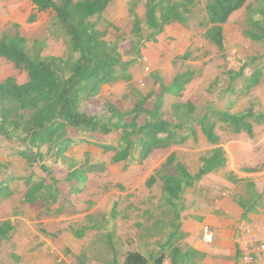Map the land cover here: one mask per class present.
<instances>
[{
	"label": "trees",
	"instance_id": "1",
	"mask_svg": "<svg viewBox=\"0 0 264 264\" xmlns=\"http://www.w3.org/2000/svg\"><path fill=\"white\" fill-rule=\"evenodd\" d=\"M114 0H33L34 9L28 19L35 22L43 12H49L66 29L71 38L74 56L64 59L58 56L44 57L41 50L32 55L29 42L19 24L7 27L0 37V57L6 58L17 68L28 74V80L19 83L14 76L0 80V137L15 141L21 149L18 155L27 160L31 168L38 165L45 176L38 177L36 171L23 179L27 190L24 203L44 201L47 208L65 200L63 187L69 183L68 195L82 193L89 181V174L107 171L106 161L92 162L90 154L85 162L69 161L68 151L73 143L90 141L97 134L108 135L121 132L117 144H105V152H113L112 162L137 159L144 162L159 149L183 144L190 137H197L196 125H200L211 144H219V123L228 124L231 132H247L254 135V124L264 122V112L250 108L240 114H232L234 96L247 95L261 83L264 55L240 58L236 65L224 71L227 87L221 90L223 97H233L226 109L216 102L203 109L192 102L175 104L178 114L174 121L167 118L164 109L165 94L182 96L186 86L194 80V68L179 72L172 83L162 84L161 91L142 94L132 108L123 110L114 102H102L104 113H89L86 103L98 97L104 84L132 79L130 67L138 61L153 63L169 54V47L177 40L176 33L186 27L195 15V0H133L129 5L131 29L114 22L106 28L98 27L94 17L104 14ZM247 0H209L205 6L206 16L200 24L206 27V37L225 53L227 44L224 27L231 15L241 9ZM145 8L144 16L138 13L139 6ZM264 14V10H259ZM251 28L245 37L253 41H264V27L259 19L250 17ZM235 56V57H236ZM249 70L250 74H247ZM220 77L212 85L221 84ZM157 95L156 101L150 103ZM205 110V111H204ZM201 111V112H200ZM70 129L82 132L81 137L70 133ZM50 145L48 156L56 163L69 161L65 178L57 177L53 168L46 164L47 155L41 148ZM174 155L168 164L174 163ZM202 166L192 174L184 163H178L176 175L166 174L163 179L159 208L170 213L164 228L165 237L156 244L158 249L143 256L131 253L126 264H197L203 254L187 241L183 229L184 212L188 206L184 201L186 191L203 176L224 167L227 156L222 146L216 147L210 156L202 159ZM6 164L0 161V177ZM154 179L151 178L149 185ZM13 193L9 182L0 179V196ZM60 212L63 209H59ZM110 216H118L117 205ZM15 224L11 220L0 222V254L3 242L10 239ZM103 224L94 214L88 223L73 228L77 238H83L89 230H99ZM152 246V244H147ZM115 261V259H114Z\"/></svg>",
	"mask_w": 264,
	"mask_h": 264
},
{
	"label": "rangeland",
	"instance_id": "2",
	"mask_svg": "<svg viewBox=\"0 0 264 264\" xmlns=\"http://www.w3.org/2000/svg\"><path fill=\"white\" fill-rule=\"evenodd\" d=\"M57 1L61 2V0ZM74 1L76 3L81 0ZM208 1L195 0L194 18L184 27L179 34L178 40L169 48V54L154 63L146 62L143 68L145 72L135 78L134 82L127 87L125 94L118 95L114 101L95 98L96 100L93 99L91 102L86 103L84 109L89 113L102 114L105 111L102 102L107 101L117 103L123 110L129 109L142 94H147L151 91L159 93L162 84H171L178 72L191 67L198 74L186 86L182 96L167 98L165 109L169 113L168 117L178 113L173 107L175 103H187L189 100L202 106L208 100L217 97V103L225 105L227 99H220V90L226 85L225 69L236 65L238 61V59H235L236 52L238 55L245 57L246 55H254L252 54L254 51L258 55L264 50V42H262L263 44H256L253 40L245 37L244 34L246 30L252 27L249 23L250 17L259 19L264 27V14L259 12V10H264V0H247L241 9L232 14L229 21L225 24L224 34L227 44L225 53L219 51L214 42L206 37L207 28L200 24L201 19L206 16L205 6ZM129 5V0H116L110 4L103 15L98 18L94 17L93 20L97 21L98 27L102 29L106 28L109 22H114L129 30L132 26L129 16ZM31 6L32 0H12V9L17 11L14 15L17 16V13L19 15L21 13L24 14L20 18L22 25L19 30L29 42L30 53L34 55L36 51L41 50V54L44 57L72 58L74 54L71 38L66 29L49 12H44L34 23L27 22L25 14L27 13L28 15ZM138 13L140 16H144L145 8L143 4L139 6ZM13 25L14 23L9 21L4 30L7 27H13ZM1 35L2 33H0V37ZM174 59H177L175 64L173 63ZM145 66L150 67V72L145 70ZM248 73H250L249 70L247 71ZM9 76H14L19 83H24L28 80L26 71L17 68L6 58L0 57V80H4ZM217 77H220L222 82L212 88ZM70 133L76 137L83 135L82 132L75 129H70ZM229 136L230 134H225L226 138ZM94 139L95 141L93 142L97 141L99 143L97 144L98 146L105 141V138L100 136ZM3 142L4 144H13L9 141L6 142V140H3ZM95 147L94 145L91 146L100 154L94 155V157L92 155L94 162L98 160L108 161V159L111 161L112 152H103ZM3 149L5 147L2 146L0 141V150ZM86 149L87 145L78 143L72 153L79 156L80 160L84 162ZM192 149H200V153L193 154ZM192 149L185 151L181 160L189 162L190 167L196 170L202 158L207 156L211 150L208 147H204L203 144H197ZM44 151H46V148H44ZM164 155L165 153L160 156L156 154L144 164L131 163V167L129 166L128 168L119 169L115 168L116 166L109 165L105 173L92 175L87 190L77 198L83 203V206L77 204V209L81 213H78L77 215L80 217L76 218L80 220H68L67 223H70L71 226L69 225L67 229L74 234L71 227H80L88 222L86 215L89 212V214H94L102 222L103 228L88 231L82 239H76L73 235L74 243L68 246L63 243L62 232L55 226L50 227L47 222L48 219H54L58 216L56 215L58 206L54 205L52 208L47 209L43 206V201L41 200L34 205H22V201L20 203L18 199H0V222L5 220L15 222V232L12 233L10 241L4 244L0 256V264H126L127 256L131 253L135 252L146 256L147 253L156 251L158 249L156 244L165 237L164 228L171 214L164 213L159 208L161 199V197H158L160 187L159 185L148 187L146 181L149 175L146 173L147 171H152L154 168L151 170L150 167L155 165H157V168L153 171H156L155 175L157 178L162 173L175 172L174 167L164 166L160 163V159ZM46 164L53 168L54 171H60L62 177L66 176L67 165L56 163L54 159L51 160L50 156L47 157ZM28 171H36L38 177L45 175L38 165L28 169ZM217 180L219 181L218 178ZM220 183L216 184L217 187L215 188L219 192L223 190L222 188H227L223 181H220ZM12 187L15 188V185H12ZM65 189L68 190L69 186ZM194 197L196 196L190 197V199L188 197L184 198L191 208L195 205L190 202L195 199ZM63 203L67 214L62 216L72 217L74 215V212H72L73 207L66 202ZM115 204L117 205L118 216L116 219H112L110 214ZM21 218L31 223L27 224ZM49 228L52 229L51 232ZM23 230L30 231L33 240L17 239L15 237L18 231ZM187 236L190 244L202 240L199 230ZM26 238L30 237L26 235ZM149 243L152 244L151 247L147 245ZM52 246L56 247L67 260L64 259L59 262L58 251L52 252ZM209 259L211 263H209ZM216 260L217 257L213 253H206L197 264H214ZM225 260L224 264H229L233 257L228 256ZM164 264H169L168 259Z\"/></svg>",
	"mask_w": 264,
	"mask_h": 264
},
{
	"label": "crops",
	"instance_id": "3",
	"mask_svg": "<svg viewBox=\"0 0 264 264\" xmlns=\"http://www.w3.org/2000/svg\"><path fill=\"white\" fill-rule=\"evenodd\" d=\"M114 1H116V0H114ZM129 1L131 3V1H133V0H129ZM125 7H127V6H125ZM33 9H34V5H33V0H32L31 10L28 12V15H27V13L25 14V18H26L27 22H28V19L31 15ZM16 12H17L16 9H12V0H0V33H2L4 31V27L6 26V24L9 21H12L14 24H19V26L22 25V21L20 20V18H22L24 14L21 13L19 15V13H17V16H16V15H14V13L16 14ZM43 13H41L39 15L38 19L40 18V16ZM32 23H34V22H32ZM183 29H184V27L181 28V30L176 33L177 40H178L179 34L181 33V31ZM224 31H225V27H224ZM253 42L258 44V43H262L264 41H259V42L253 41ZM252 54H254V55H251V56L246 55L245 57L244 56L242 57L240 55L239 56H240V58H249V57L257 55L256 51H254ZM236 55H238L237 52H236ZM258 55H264V50H262L261 53ZM239 56H236L235 59ZM161 59H163V58H161ZM157 60H160V59H157ZM146 62H149V61L148 60L138 61L137 63L133 64L130 67L129 71L132 75L131 80H129V81L122 80V81H118V82L104 84L101 87V90L98 94V97H96V99H105V100L110 99V100L114 101V99H117L118 95L125 94L127 87L132 82H134L135 78L139 77L140 75H142L145 72V71H143V68H144V65L146 64ZM176 62H177V59H174L173 63L175 64ZM230 63H232V62H230ZM147 67H149V66H145V70ZM263 69H264V63H263ZM147 72H150V70ZM249 74L250 73H248V75ZM225 84L226 85L224 88L227 87L226 81H225ZM224 88H222V89H224ZM221 90H220V99L221 98L227 99V103L225 105L224 104L219 105L217 103V100H216L217 97L215 99L208 100L202 106L197 105L194 101H192V102L199 108V110L203 109L204 106H207L208 103H212V102H216V104L219 108L226 109L230 105V100H232L233 97H231L229 94H227L223 97V94H221ZM176 96L177 95H175V94H168V93L165 94L164 109H165V103H166L167 98L168 97L176 98ZM155 97L157 98V96H155ZM177 97H179V96H177ZM156 98L153 101H152V99H153L152 98L151 103H154L156 101ZM234 99L236 101L235 105L230 109L232 114H240L244 111L249 110L250 108H254V110L256 112H259V113L264 112V72H263V77H262L261 83L258 86L253 88L252 91L245 96L236 94L234 96ZM189 101H191V100H189ZM175 104H178V103H175ZM181 104H184V103H181ZM174 105H173V107L175 108ZM166 112H167V118L172 119L174 121L173 116L176 114H174L171 117H168L169 113L167 110H166ZM195 127H196L195 129H196L197 137L192 136L189 138V140H187L183 144H176L170 148L155 150L150 155V157L148 159H146L144 162H139V160H137L135 158L132 159L130 162H126V161L112 162V157L114 156L113 152H112L113 155L110 156L111 161H109V159H108V161L107 160H105V161L108 163V165H107L108 167H109V165H113V166H116L115 168H119V169L124 168V167L128 168L131 165V163L137 162L138 164H144V163H147L152 157L156 156V154H159V156H160L163 153H165L163 158L160 159V163L164 166L174 167L175 172L168 171L166 173L160 174V177L157 178V176L155 175L156 171H153L154 169L157 168L156 167L157 165H155V166L150 167L151 170H152V168H154L152 171H147V173H146L147 175H149V177L146 181L147 186L152 187L154 185H159L160 193H159L158 197H162V190H163V179H162V177L166 174H170V175L178 174L177 165L179 162L186 164V166L189 168V170L192 174H196L200 170V168L203 164L202 160H201V162H200V164L196 170H194L195 168L193 169L190 167V165L188 164L189 162L187 163V162H184L181 160V159H183L182 155L185 151L191 150L197 144H203L204 147L210 148L211 151L207 155V156H210L216 147L222 146L223 149L225 150V153L227 156L226 165L224 167H221V168L203 176L200 180H198L195 183V185L193 187H190L186 191V193L184 194V198L188 197L190 199V197H193V196H196V197H194L195 198L193 200L194 202L190 201L192 205L195 204L194 206H192L193 208L188 206V204L185 202L186 205L188 206V208L184 212V215H183V217H185L183 229L188 234H192L196 230H199L201 237H202L203 226H205L207 224L212 225L216 230V238H215L213 244L212 243L208 244V243L203 242V240H198L195 243H191L190 245L193 246L198 251H200L203 254V256H205L206 253H213L217 257V260L214 262V264H224V260L227 259L228 256L233 257V260L229 261V264H240L241 251H240L239 243H240L241 234L239 232V225L243 222L252 224L255 221L259 220L262 215H264V122L254 124V135L253 136H250L247 132H241V133L231 132L228 124L219 123L218 127H217V132L220 136V143L216 144V145L211 144L208 141V139H207L206 135L204 134L202 127L200 125H196ZM221 130H223V131H221ZM225 134L226 135L230 134V136L228 138H226ZM97 136H100L101 138H105V141L102 142L101 145H99L100 147L97 145V144H99V143H97V141L95 143L93 142V141H95L94 138H91L90 141L88 140V141H80L77 143H73L71 145L70 150L67 153V156L69 157V161H77L79 163L85 162V159H84V162H82V160H80L79 156L72 153V150H74L75 146L78 143H83V144L87 145L85 155L90 154L91 158H92V155L94 157V155L95 156L99 155L100 152H98L97 150H94L93 148H91V146L94 145V146H96L95 148L105 152V150L103 149L102 146L105 144H117L120 140L121 132L115 130L108 135L97 134ZM3 140H6V142L9 141L4 137H0V141L2 142V146L5 147V149L0 150V161L6 164V169L4 170L0 179L3 182H9L10 183V188H11V191L13 194L11 196H7V197L0 196V199H7V200L8 199L9 200L10 199H15V200L18 199V201L20 203L22 201V205L28 204V203H24L25 193H26L27 188L23 184V179L25 177L29 176L33 171L32 172L28 171V169H30L31 167L27 163V160L18 155V150L21 149V147L15 141H9V142H12L13 144H4ZM49 147H50V145H48V144L44 145L41 148V151L45 155H47L48 151H49ZM44 148H46V151H44ZM192 153L198 154V153H200V149H192ZM172 155L175 156L174 157V159H175L174 163L168 164V161ZM51 160H53V158H51ZM69 161L66 162L65 164L59 162V164L68 166ZM98 161H101V160H98ZM98 161H95V162H98ZM92 162H94V161L92 160ZM108 167H107V170H108ZM55 172L57 174V177L65 178L69 171H65L66 176H63V177H62V173L60 171H55ZM95 174H103V173L98 172V173L89 174V177H90L89 181H90L92 175H95ZM151 178L154 179V182L152 183V185H149V181L151 180ZM217 178L219 179V181L217 180ZM89 181L87 182L86 189L82 193L77 194V195H66V194H68L69 190H67L65 188H67L68 186L70 187L69 183H67L63 187V190H64V195L66 196V199H68L69 202H66L65 200H61V202L55 204V206H58V209L56 210L57 211L56 215H58V216L55 217L54 219H48L47 220L48 225L50 227L55 226V227H57V229L59 231L62 232L61 237L64 240L63 243L67 244V246L69 244L71 245L74 243V236H75V234H72V233H70V231H68L67 228H69L70 223H67V221L68 220H70V221L80 220V219L76 218L79 216L77 214L81 213L77 209V206H78L77 204H80L83 206V203H81L79 200H77V198L79 196H81L87 190ZM220 181H223L224 185H226L227 188H222L223 190H221L219 192V190L218 189L216 190L215 188L217 187L218 184H221ZM12 185H15V188H13ZM65 192H66V194H65ZM41 201H43V200H41ZM63 202H66L73 207L72 212H74V215L72 217L67 218V217L62 216V215L67 214V211H65V208H64L65 205ZM28 205H34V204H28ZM43 206H45L44 201H43ZM47 209H50V208H47ZM59 209H63V211L60 212ZM89 213L86 215L87 221H88V216L91 215ZM21 219L27 224L31 223L26 219H23V218H21ZM42 221H40V222H42ZM12 222L15 224L14 221H12ZM36 222H39V221H36ZM87 223L88 222H86L84 224H87ZM84 224H82V225H84ZM76 228H78V227H76ZM72 229L73 228L71 227V230ZM49 230H50V232L52 231V229H50V228H49ZM14 232L15 231L13 230L12 233H14ZM12 233H11V236H12ZM26 235L30 238H26ZM11 236H10V239H11ZM15 237H17V239H24L25 238V239H32L33 240L32 233L30 231H27V230L18 231L15 234ZM10 239L3 242L2 251L4 248V244H7L10 241ZM76 239H82V238L76 237ZM186 239H188V236L186 237ZM67 240H69V241H67ZM2 251H1V253H2ZM51 251L52 252L58 251L57 253L59 256V260H58L59 262L60 261L62 262L65 259L64 256H62V254L60 253V251L56 247L52 246ZM73 251H74V249H73ZM0 256H1V254H0ZM65 260H67V258ZM168 261H169V259H168ZM209 263H211L210 259H209ZM169 264H170V262H169Z\"/></svg>",
	"mask_w": 264,
	"mask_h": 264
},
{
	"label": "built area",
	"instance_id": "4",
	"mask_svg": "<svg viewBox=\"0 0 264 264\" xmlns=\"http://www.w3.org/2000/svg\"><path fill=\"white\" fill-rule=\"evenodd\" d=\"M150 68L147 67L146 71ZM240 236V264H264V215L254 223L243 222L239 225ZM216 238V230L212 225L202 228V240L205 243H213Z\"/></svg>",
	"mask_w": 264,
	"mask_h": 264
}]
</instances>
